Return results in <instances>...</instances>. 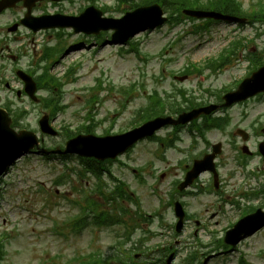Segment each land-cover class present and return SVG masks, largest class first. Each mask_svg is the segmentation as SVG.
Returning a JSON list of instances; mask_svg holds the SVG:
<instances>
[{
	"label": "rangeland",
	"instance_id": "obj_1",
	"mask_svg": "<svg viewBox=\"0 0 264 264\" xmlns=\"http://www.w3.org/2000/svg\"><path fill=\"white\" fill-rule=\"evenodd\" d=\"M242 1L246 7L258 2V0ZM95 2L96 6H115L119 3L118 0H95ZM90 3L91 0H76L73 4L68 5L67 10L76 12L79 8ZM125 8H128V5L122 6V9ZM17 13L19 14V12ZM121 14L123 13H107V15L115 17ZM8 20L9 18L5 21ZM202 21L197 19L187 20L183 25L176 28L171 29L169 26H166L161 30L147 34L141 33L136 38L137 43L140 42V60L135 53L120 54L117 51L120 48L113 44H106L96 52L89 50L85 46L69 49L66 56L56 65L53 73L59 77H63L71 63L75 64L79 62L81 63V68L79 67L76 73L79 74L77 83H69L63 89L64 103L69 107L66 113L56 118V125H60L63 121H66V124L71 125L73 128L80 121V116L86 113L82 108L85 98L91 94V91H87V89L96 85V78L102 81L103 87H106V90L100 92L101 99L106 100L102 105L98 106L97 118L100 119L108 115L109 109L114 111L117 107L122 97V94L119 92L121 88L129 87L134 82L139 83V80L146 87L144 91L135 94L128 108L119 116L115 128L120 129L130 125L138 107L147 104V97L145 95L155 88L164 94L165 91H174L173 84H175V86L188 89V95L192 92L197 97H201L203 94L208 98V95L204 94L202 89L209 86L215 89L221 85L229 84L246 70L248 63L245 61L237 64L236 61H232V65H236L230 68V71L223 76H211L209 71H204V74L195 75L184 83L175 82L171 75L172 71L182 70L189 62L202 64L210 56H214L226 46H230L231 41L239 38L245 43L244 49L240 51L260 50L264 48V35L262 37L258 35L261 30L257 26L245 25L239 27L238 25L226 22H215L207 30L194 32V25L204 24ZM54 38V34L49 36L48 33L44 36V40L49 43H54L56 41ZM105 39L106 37L103 36L99 39V43L103 44L102 41ZM68 42L70 44L67 46L70 48L72 42L79 45L82 42L88 41L85 40L84 36L77 39V36L71 35ZM26 44L28 51L33 48L41 51L40 44L38 42L32 43L30 38H27ZM142 74H144V77ZM110 86H113L114 90L110 91L108 89ZM246 110L248 117L244 124L253 125L255 123L254 118L256 117L261 119L260 124L264 122L261 117L264 110V100L261 103H250V105L230 109L233 122H241V117ZM39 114L40 109L35 107L33 114L28 120L33 128H36ZM107 123L108 121L105 122V124ZM98 130L101 133L103 127H100ZM211 137L220 138L221 134H211ZM54 142L53 139H48L49 144ZM143 149V146L138 147L129 156L122 157L123 161L127 162L130 159L132 167H139L140 164L145 162L144 159H140V152ZM178 156H173V159H176ZM112 169L116 176L128 179L133 187L138 188L140 192V186L133 177L132 168H129L128 171H122L124 168L121 167V164L114 163ZM62 170L63 163H46L41 161L37 156H33L30 160L22 159L12 168V175L6 179V198L2 199V205L0 206V231H2L3 227L7 229L17 227L18 230L15 232L10 231L11 234L6 246L7 253L3 263L57 264L55 258H53L55 255H60L63 260H68L74 255L81 253L103 251V253L107 254L125 248L132 249V254L134 252L140 253L139 250L134 249V246L138 245L137 249H140L138 240L142 232H137L133 236L132 245L131 243H122L120 245L119 242L114 244L117 240H123V227L113 226L106 229H96L95 226L89 225L77 233H69V231L64 230L66 235L58 234L54 231L55 226L64 227L70 215L76 211L75 207L71 205V200L78 196V193L72 190L70 185L58 188L52 185L53 177ZM241 177L238 176L234 180V185L226 188L225 192L227 195H233L232 193H234L235 188L241 183ZM90 181L93 182L94 179ZM39 182L44 183L46 188H50V195H46L45 192L37 193ZM245 185L247 186L246 182ZM163 187L168 188L169 183H164ZM56 189H58V194L54 193ZM141 194L144 196V191H141ZM146 198L148 203V207L146 208L156 207L157 200L155 198L149 196H146ZM201 199L193 200L190 210L192 213H198L201 218L206 217L205 223L207 227L199 231L198 235L192 229L193 224L185 229L181 237L182 241L184 239L180 247L182 253L180 252L179 257L176 259V264H184L181 257H184L188 250L199 251L200 258L204 264H264V230L249 237L246 240L247 242H244L239 247L244 254H241L240 251L230 250H227V253L216 254L215 256L211 254L215 253L211 250L216 248L213 241L221 238L223 230L230 220H234L238 214L229 205H224L221 212L214 219H210L206 215L208 212L203 210L206 207H212V204L216 201V197L203 196ZM45 202H49L50 205L46 206ZM214 208L215 206H213ZM166 212H168L167 217L170 218L171 213L168 209ZM224 212L226 215H224ZM172 221L173 218L170 220V223ZM149 229L159 234L150 236L149 241H147V245L152 249L150 251L151 255L158 258L162 256V251L159 249L173 241L174 237L172 238L168 230L165 231L161 228H159V231L162 233H159L155 225H151ZM145 235L147 236L148 233ZM113 244L116 246L115 249L110 248Z\"/></svg>",
	"mask_w": 264,
	"mask_h": 264
},
{
	"label": "water",
	"instance_id": "obj_2",
	"mask_svg": "<svg viewBox=\"0 0 264 264\" xmlns=\"http://www.w3.org/2000/svg\"><path fill=\"white\" fill-rule=\"evenodd\" d=\"M16 1L18 0L0 1V10H2L4 7L9 6L10 4ZM35 1L36 0H26V3L28 5H31ZM186 12L188 14H191L193 16H198V17H214V18L226 19L230 21L241 20L239 18L230 16V15H224L218 12H205V11H186ZM94 15L98 16L99 14L96 11L92 13L91 10L89 9L75 21H73L74 19L68 20L67 23L72 24L76 28V30H84L87 32H91L92 30L87 29V27L89 23H91L89 19ZM103 21L104 20H101V22ZM162 22H164V19L162 18V10L158 6L153 5V6H148V7H141V8L136 9L134 12H129L120 20H108L101 27L105 29H108L109 27L115 28L116 34L114 35V39L126 40L128 37L134 35L137 31L155 27L156 25ZM38 23H39V26H43V27L56 26L55 21H53L52 19L47 20L46 17L40 18V22ZM119 32L122 33V35L124 36L123 38H120ZM247 92H248L247 89H242L238 93V95L240 98H244L248 96L246 95ZM199 112L200 110L194 111L192 114H190L191 116L190 118L195 117ZM155 122L156 121L148 123L144 125L143 127H141L140 129H136L135 131L131 132L126 141V145H124L119 150L124 149L126 146H130L135 140H137L138 138L144 135L145 130H147L148 132H151L153 128L155 127V124H154ZM5 136L11 138L13 140V143L14 142L17 143V141L19 142L22 139V135H17L14 132H12L8 128L7 124L6 125L1 124L0 138L4 139ZM82 139L84 140V139H90V138H80V139H74L70 141L69 142L70 145L66 151H75V152H79L81 154H87V155L95 154L100 157H106L109 154H111V152H113L112 150H100L101 148H99L98 146L95 147V145H94L95 148L91 147V144L90 146L81 144L76 147V143L78 141H82ZM115 152H118V151H115ZM112 154H115V153H112ZM230 233L233 234L234 232L231 231Z\"/></svg>",
	"mask_w": 264,
	"mask_h": 264
},
{
	"label": "flooded vegetation",
	"instance_id": "obj_3",
	"mask_svg": "<svg viewBox=\"0 0 264 264\" xmlns=\"http://www.w3.org/2000/svg\"><path fill=\"white\" fill-rule=\"evenodd\" d=\"M23 6L22 4H19L17 7H21ZM10 11V10H9ZM9 11H5L1 16H0V20L2 17L6 16ZM12 23H16V21H12ZM9 26L3 27L2 31L0 33V39H4V40H8L7 36L10 35L9 34ZM22 27L19 28V30L16 32V34H13L12 39H17L19 37H22V35H20V31H21ZM4 42L0 41V46L3 44ZM7 48H9V45L6 44ZM4 48H1V52H0V85H1V81H3V79L9 78V75L7 76V74H11L13 72L14 69V78L17 77V69L21 68L19 66H14L13 63L17 62L18 65H21L22 67L26 68L25 70L32 73V71L30 70V68H28L29 66H25L24 64H22L21 59L19 58L18 54L15 52H12L11 50L7 49L6 51H3ZM7 62H9L10 66L7 67H2V64H6ZM8 82L11 83L10 81H6L5 80V86L8 85ZM237 146L240 145L239 150V160L243 159V156H245V153L243 151V146L245 145V143L241 140V138L237 137L236 140L233 141V143L231 144V146ZM249 147L252 149V154L251 157L254 159L256 157L259 158L258 163H262L263 164V169H264V159L261 155V153L259 152V142L256 141V136L252 135V138L249 141ZM223 157V155L220 156L219 159H221ZM260 197V199L262 200L261 204L259 206H253L251 207V210H256L258 208L264 209V189L261 190L259 192V194L257 195Z\"/></svg>",
	"mask_w": 264,
	"mask_h": 264
},
{
	"label": "trees",
	"instance_id": "obj_4",
	"mask_svg": "<svg viewBox=\"0 0 264 264\" xmlns=\"http://www.w3.org/2000/svg\"><path fill=\"white\" fill-rule=\"evenodd\" d=\"M153 1H160L163 0H143L140 2V5L151 3ZM172 5L176 7L178 11L183 9L184 7H197V8H213L223 12L237 14V15H250L252 18H259L264 20V5L262 4L260 9L256 11H249L245 10L242 6V3L239 0H174ZM157 103L154 104L156 106ZM102 218L101 216H98ZM2 258V255H0Z\"/></svg>",
	"mask_w": 264,
	"mask_h": 264
}]
</instances>
